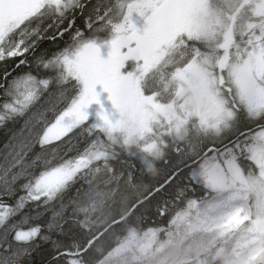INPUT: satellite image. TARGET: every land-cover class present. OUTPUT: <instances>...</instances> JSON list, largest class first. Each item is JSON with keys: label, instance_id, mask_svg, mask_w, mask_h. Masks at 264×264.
<instances>
[{"label": "snow or ice", "instance_id": "6c2138e0", "mask_svg": "<svg viewBox=\"0 0 264 264\" xmlns=\"http://www.w3.org/2000/svg\"><path fill=\"white\" fill-rule=\"evenodd\" d=\"M0 66V264H264V0H0Z\"/></svg>", "mask_w": 264, "mask_h": 264}, {"label": "trees", "instance_id": "16d2710c", "mask_svg": "<svg viewBox=\"0 0 264 264\" xmlns=\"http://www.w3.org/2000/svg\"><path fill=\"white\" fill-rule=\"evenodd\" d=\"M94 2H95V0H93V3ZM105 2L109 3L110 5H114L117 2V0H105ZM75 15H76L75 27L80 28L85 33V39L83 41L84 43H87V42H95V43L105 42V41H108L109 39H111L113 37L114 33L112 32L110 26H104V25L99 26V25H97V27L94 28L93 30H89L86 28L85 23H84L85 16L81 15L78 11ZM48 23H51V20L45 21V25ZM67 26H68V21L65 20L62 27H67ZM52 31H53L52 29H49V34H51ZM73 31H74V29H73ZM70 35H71V32L65 33L63 39H59L57 41H49V40L41 41L40 48L38 49V54L40 51H46L48 56H51L56 51L65 47L66 42H70ZM75 50H76L75 47L71 49V51H75ZM0 70H2V66H0ZM49 75H52V73L49 70L40 69V71H39L40 78H46ZM65 87H69V85H65ZM62 103L63 102L58 103L56 106V109L59 107H63L65 105ZM49 113L51 114V112H49ZM11 128H13L12 122H7L5 125L0 126V144H2L4 142V140L6 139V135L9 134V129H11ZM85 146H86V142L81 141L79 144L80 149L83 150V147H85ZM35 151H37V150H35ZM72 154H74V153H70V155H72ZM145 179L147 180V177H145ZM37 259L39 260L40 258L37 257Z\"/></svg>", "mask_w": 264, "mask_h": 264}, {"label": "rangeland", "instance_id": "374dc122", "mask_svg": "<svg viewBox=\"0 0 264 264\" xmlns=\"http://www.w3.org/2000/svg\"><path fill=\"white\" fill-rule=\"evenodd\" d=\"M110 41V40H109ZM109 41H105V42H100L99 44H97L100 47V51H101V55L103 57H107L108 51H109V46H108V42ZM107 94L106 93H102L101 95V99L102 102L104 103V106L106 108L110 107V102L107 101L106 99ZM65 107V105L62 108H58L55 112L49 111L51 112V117H46L50 122H54L55 119V115H58V111H62L63 108ZM98 105H92L90 106L89 112L92 114V118L95 119V112L98 110ZM66 139V138H65ZM59 143V142H58ZM39 151V149H37V152Z\"/></svg>", "mask_w": 264, "mask_h": 264}, {"label": "bare ground", "instance_id": "6f19581e", "mask_svg": "<svg viewBox=\"0 0 264 264\" xmlns=\"http://www.w3.org/2000/svg\"><path fill=\"white\" fill-rule=\"evenodd\" d=\"M62 104H64V102H63ZM60 108H62V107H60ZM57 109H58V108H57ZM57 109H56V110H57ZM58 114H59V111H58ZM45 116L49 118V117H51V114H50L49 112H46V113H45ZM56 143H58V142H56ZM37 149H39V146H37V148H36L35 150H37ZM80 150L82 151V149H80Z\"/></svg>", "mask_w": 264, "mask_h": 264}]
</instances>
